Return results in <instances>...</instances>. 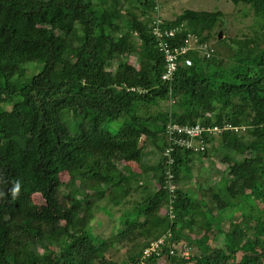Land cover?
Listing matches in <instances>:
<instances>
[{
  "label": "trees",
  "instance_id": "obj_1",
  "mask_svg": "<svg viewBox=\"0 0 264 264\" xmlns=\"http://www.w3.org/2000/svg\"><path fill=\"white\" fill-rule=\"evenodd\" d=\"M227 1L249 34L222 11L169 18L160 0H0V264H264V0ZM191 37L205 48L163 81L160 43ZM171 124L221 131L168 156Z\"/></svg>",
  "mask_w": 264,
  "mask_h": 264
},
{
  "label": "rangeland",
  "instance_id": "obj_2",
  "mask_svg": "<svg viewBox=\"0 0 264 264\" xmlns=\"http://www.w3.org/2000/svg\"><path fill=\"white\" fill-rule=\"evenodd\" d=\"M160 2L162 3L163 7H165V12L166 15L169 18H172L171 15H173V17L178 16L182 11L184 10H194V11H222L225 14H227L230 18V24H232V32L231 35L233 34H238V36L240 37V35L243 34H249L250 30L247 28L248 26H250L252 24V16H248L244 19L241 18V14H242V7L240 6H236L234 4H232L230 1L227 0H160ZM240 7V8H237ZM172 13V14H170ZM232 22V23H231ZM225 30H223V34H224ZM240 32V33H238ZM224 37V35H223ZM212 47L215 49L216 51V55H221L223 52V56L225 59L227 56V53H229V51L226 49V46L224 43H221L219 40H213L211 42ZM226 49V50H225ZM27 68V74L22 78V79H18L17 82L18 83H26L28 82L31 77L37 73H39L42 69H43V63L40 61L37 62H33V63H28L25 65ZM10 108V106H7ZM158 107H152L150 109V113L155 114L156 111H158ZM143 115H146V111H142ZM117 122H113L110 124L109 129L113 132H115L117 130ZM144 140V138H143ZM143 143V141H142ZM217 150L211 148L210 149V153H209V157L207 159L208 163V167L207 168H211L209 166V164L211 165V162H213V158L217 155ZM228 152L229 151H225ZM157 156L159 155V153H155ZM237 154H239V151H237ZM156 156V157H157ZM201 162H204V158L200 157L199 155L197 156H193V161L198 160ZM218 160H220V157L218 156L213 164H215ZM220 168V167H219ZM212 169L214 171H216V166L212 167ZM212 170V171H213ZM202 173L204 174V177H206V174L202 171ZM219 173H222L221 169L219 171ZM216 183L217 181L214 180ZM206 184V183H205ZM210 185V184H209ZM208 187V185H207ZM33 202L36 204H44L45 200L43 198V196L41 194H35L32 198ZM103 216V215H102ZM103 223L100 227H97L95 229V233L97 234H103V235H109L110 233V227L112 225L110 217H102ZM198 250L196 247L192 248V252L196 253ZM124 251H113L114 257L115 258H120L121 255H123Z\"/></svg>",
  "mask_w": 264,
  "mask_h": 264
},
{
  "label": "built area",
  "instance_id": "obj_3",
  "mask_svg": "<svg viewBox=\"0 0 264 264\" xmlns=\"http://www.w3.org/2000/svg\"><path fill=\"white\" fill-rule=\"evenodd\" d=\"M156 37L159 39L164 37L163 33L159 30L155 31ZM166 36L174 37L175 32L171 31L169 33L165 34ZM192 36V35H191ZM198 48H205L198 44L197 38L191 37L190 39L185 41V45L182 47H170L168 43L161 42L160 43V49L162 52H164L165 56V72L162 76L163 81H171L175 72L177 71V59L181 55H185L190 49H198ZM185 64L187 66H192V60L190 58L185 59ZM221 130L218 127L215 128H206L199 124H196L195 126H188V125H179V124H171L167 128V135L168 139L170 140V147L167 150L168 156H170V153L173 151L174 145L178 146H185L187 148H193L194 147V139L197 137H201L202 134L205 132L208 133H215L220 132ZM180 136V137H179ZM182 136H187L182 137ZM204 146L201 143L199 148L195 149H202ZM173 159L169 158V163H172ZM173 189V187H170ZM165 237L160 238L157 241H154L151 243V245L144 251L143 254V260L147 257H150L153 253L158 252L160 247L165 243ZM182 256L185 258H189L191 256L190 248L187 246H184L182 249ZM171 254H174V251L171 250ZM133 264V263H130ZM142 264H145V262H142Z\"/></svg>",
  "mask_w": 264,
  "mask_h": 264
},
{
  "label": "crops",
  "instance_id": "obj_4",
  "mask_svg": "<svg viewBox=\"0 0 264 264\" xmlns=\"http://www.w3.org/2000/svg\"><path fill=\"white\" fill-rule=\"evenodd\" d=\"M209 163V162H208ZM209 166L211 167V168H209V171H210V173L212 174V177H211V179H213V181L215 180V179H217V177L219 176H221V173H219L218 171V169L216 170V171H214L213 169H212V167L214 166L215 167V164H213V162H211V165L209 164ZM213 170V171H212ZM219 173V174H218ZM216 175H218V176H216Z\"/></svg>",
  "mask_w": 264,
  "mask_h": 264
},
{
  "label": "water",
  "instance_id": "obj_5",
  "mask_svg": "<svg viewBox=\"0 0 264 264\" xmlns=\"http://www.w3.org/2000/svg\"><path fill=\"white\" fill-rule=\"evenodd\" d=\"M219 37H220V38L222 37V32H220Z\"/></svg>",
  "mask_w": 264,
  "mask_h": 264
}]
</instances>
